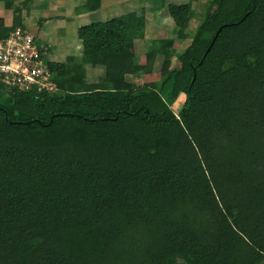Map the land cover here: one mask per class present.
Returning <instances> with one entry per match:
<instances>
[{
  "label": "trees",
  "instance_id": "obj_1",
  "mask_svg": "<svg viewBox=\"0 0 264 264\" xmlns=\"http://www.w3.org/2000/svg\"><path fill=\"white\" fill-rule=\"evenodd\" d=\"M168 11L180 29L196 15ZM13 19L1 34L25 28ZM78 37L80 55L49 62L55 91L0 82V264H264V0H209L180 52L152 39L145 72L159 54L181 65L141 86L142 20Z\"/></svg>",
  "mask_w": 264,
  "mask_h": 264
},
{
  "label": "rangeland",
  "instance_id": "obj_2",
  "mask_svg": "<svg viewBox=\"0 0 264 264\" xmlns=\"http://www.w3.org/2000/svg\"><path fill=\"white\" fill-rule=\"evenodd\" d=\"M83 0H14L12 9L7 10L5 8V3L4 1H0V15H3V19H7L9 22H13V17H14V9L15 8H20L22 12V17H23V23L25 24V28H27L30 32L34 33L35 36H37L39 33L42 35V28H46L48 26L47 20L51 19V15H53L55 10H59L56 13V16L58 15H63L65 17V20L68 22V25L65 26L64 29L59 30L60 37H69L68 35H71L67 40V45L68 48L65 49L63 48V53L64 55L60 56L61 52V46L59 48L57 46L52 47V43L49 42L51 50L48 51L47 58L51 59V62H59L61 59L62 62H65L67 59V55L69 54H74V51L77 49V45H81L82 42L79 40L78 37V27L76 25L75 21V16L73 12H76L78 9L81 11L83 9L84 5L79 4ZM106 3L109 1L105 0ZM117 2L121 1H126V0H115ZM128 1V0H127ZM145 1V0H144ZM146 1H151V0H146ZM166 1L165 6L168 7L170 3H178V4H183V3H188L190 2L192 6L196 10V15L195 17L191 20L190 24L188 25L187 28L180 29L175 27V23L173 20L168 17L166 20H161L157 23H154L152 20V12L149 11V17L151 18V24L155 26H151V31L150 36L143 37L145 40H137L133 39L132 44H136V50L135 55L143 54L144 50L146 51L148 48L152 46V42H149L150 39H161V38H172L174 40V47L180 52L181 50L185 49L192 41V38L196 32V28L200 21L205 17V13L208 8V2L209 0H164ZM103 2V0H102ZM168 4V5H167ZM60 8V9H59ZM94 8V9H93ZM156 7H151V9H155ZM216 8L213 7L212 10ZM52 10V11H51ZM99 10V7H91L89 8V11H95ZM120 10V9H119ZM5 21V20H4ZM56 23V22H55ZM80 23V22H79ZM47 24V25H46ZM52 28V31L54 28ZM160 27L161 30H155L153 31L152 29ZM48 33V32H47ZM56 34V32H53ZM143 38H138V39H143ZM42 44V42H40ZM66 45V46H67ZM147 48V49H144ZM60 53V54H58ZM76 53L77 50H76ZM82 53V49H79V55ZM60 57V59L57 57ZM138 62L136 64V71L135 73L138 74L134 76L133 78H127V81L129 82L130 85L133 83L136 84V86H141L146 82H152V81H157L160 78H162V75L164 72L168 70H172L174 68L180 67L181 62L178 59L177 56H168L166 57L165 55L159 54L156 58V61L154 63V66L151 70V72H145L144 71V58L145 57H137ZM64 59V60H63ZM146 59V58H145ZM146 62V61H145ZM143 67V68H142ZM103 69H101L98 65L90 64L87 63L85 66L86 70V76L90 81H95L97 78H100L101 76L105 75V69L102 66ZM186 99V94L184 92H178L175 100L171 104V108L175 112H179L180 109L182 108L184 101Z\"/></svg>",
  "mask_w": 264,
  "mask_h": 264
},
{
  "label": "built area",
  "instance_id": "obj_3",
  "mask_svg": "<svg viewBox=\"0 0 264 264\" xmlns=\"http://www.w3.org/2000/svg\"><path fill=\"white\" fill-rule=\"evenodd\" d=\"M47 54L48 48L27 28L18 26L7 35L0 33V82L21 90L55 91Z\"/></svg>",
  "mask_w": 264,
  "mask_h": 264
},
{
  "label": "crops",
  "instance_id": "obj_4",
  "mask_svg": "<svg viewBox=\"0 0 264 264\" xmlns=\"http://www.w3.org/2000/svg\"><path fill=\"white\" fill-rule=\"evenodd\" d=\"M72 1V0H71ZM108 2L106 3L105 0H103V2L101 1V3H98V7L99 10H95V11H86L81 9V11L78 9L76 12H73L74 16H75V21H76V25L78 28L80 26H84L89 24L92 20L94 19H102V20H109L113 17L116 16H121L123 17L125 20H142L144 22V37L150 36L152 32L151 31V18H153L152 20L154 21V23H157L161 20H166V18L170 17L169 11H168V7L165 6L166 1L163 5L162 2H164V0H151V1H144V0H126V1H115V0H108ZM74 2V0H73ZM86 0H83L82 2H80L79 4H85ZM168 5V4H167ZM151 7H156L155 9H151ZM97 8V6L95 7ZM60 9V8H59ZM120 9V10H119ZM52 11V10H51ZM59 10H55L54 14L51 15V19L47 20V24L48 26H46V28H42V35L39 33L36 37L38 39V42H42V45H44L45 47L48 48V51L51 50L50 47V43H52V47L53 46H57L59 48V46H61V55H64L65 53H63V48L67 49L68 45H67V39L69 37H71V35H68L69 37H60V31L61 29H64L66 25H68V22L65 20V17L63 15H58L56 16V13ZM149 11L152 12V17L150 18L149 15ZM0 17H3V15H0ZM172 19V18H171ZM4 23L6 27H11V23L9 22L7 19H4ZM173 20V19H172ZM56 22V23H55ZM80 22V23H79ZM174 22V21H173ZM46 24V25H47ZM153 24V23H152ZM151 24V25H152ZM52 26L54 28V30L52 31V28L50 27ZM155 26V25H152ZM153 31L155 30H161L160 27H156L155 29H152ZM48 32V33H47ZM53 32H56V34ZM156 39V38H155ZM137 40H145L143 39H137ZM152 39H150L149 42H151ZM133 41H130L128 44V49L132 52H137L136 50V44H132ZM67 45V46H66ZM139 46V45H137ZM63 47V48H62ZM81 48V45H77V52L76 50L74 51V54H69L66 57L70 56V55H79V49ZM147 49V48H144ZM146 52L147 50L143 52V54H141L140 56H138L139 54L136 55V61L134 64V67H136V64L138 62V58L137 57H145L146 58ZM59 55H57L58 57ZM60 59V57H58ZM144 58V63L146 62V59ZM51 60V59H49ZM64 60V59H63ZM59 62H62V60L60 59ZM101 69L102 66H99ZM143 68V67H142ZM136 71V68H134Z\"/></svg>",
  "mask_w": 264,
  "mask_h": 264
},
{
  "label": "water",
  "instance_id": "obj_5",
  "mask_svg": "<svg viewBox=\"0 0 264 264\" xmlns=\"http://www.w3.org/2000/svg\"><path fill=\"white\" fill-rule=\"evenodd\" d=\"M221 29H222V27L219 28L217 34L219 33V31H220ZM217 34H216L215 38L212 40V42H211L210 46L208 47V49H207L205 55L209 52L210 48L212 47L213 43L215 42V39H216V37H217ZM194 79H195V78H194ZM194 79H193L192 82H194ZM69 115H71V114H69ZM52 120H53V118L51 119V122H52ZM38 121H39V120H38Z\"/></svg>",
  "mask_w": 264,
  "mask_h": 264
}]
</instances>
